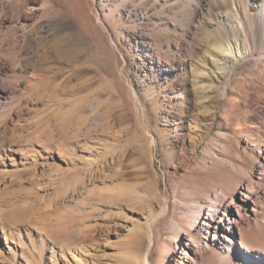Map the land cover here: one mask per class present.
I'll list each match as a JSON object with an SVG mask.
<instances>
[{
    "label": "rangeland",
    "instance_id": "obj_1",
    "mask_svg": "<svg viewBox=\"0 0 264 264\" xmlns=\"http://www.w3.org/2000/svg\"><path fill=\"white\" fill-rule=\"evenodd\" d=\"M219 1L224 13L235 8L236 0ZM238 1L245 7L247 0ZM221 12L213 0H0V123L12 118L0 171L13 179L36 162L38 185L31 189L29 174L24 187L42 202L29 226L0 217V264H136L151 234L156 248L171 238L173 219L188 213L184 202L203 204L252 182L264 201V62L233 79L210 130L195 131L192 118L182 117L180 101H194L179 75L208 39L224 38ZM176 151L187 157L175 164ZM72 162L94 177L76 184L82 175L65 174ZM100 198L95 221L84 224L96 229L86 248L50 237L66 215L85 201L89 211ZM260 222L259 234L243 237L264 250ZM208 238L213 249L228 250L223 239L213 246ZM178 250L163 264H177ZM252 257L264 264V255ZM202 258L200 264H227L210 252ZM152 262L160 263L158 254Z\"/></svg>",
    "mask_w": 264,
    "mask_h": 264
},
{
    "label": "bare ground",
    "instance_id": "obj_2",
    "mask_svg": "<svg viewBox=\"0 0 264 264\" xmlns=\"http://www.w3.org/2000/svg\"><path fill=\"white\" fill-rule=\"evenodd\" d=\"M213 2L222 10V14H219L216 21L223 29V32H221L224 38L213 37L208 39L206 47L195 51V62L180 73L178 82L182 86V90L192 96L194 101L192 106H188L186 101H180L182 117L186 115L192 118L190 127L198 132L202 129L210 130L216 125L218 111L222 101L226 100L232 90L233 79L249 66L253 64L257 66V64L264 62V0H247L245 7H243L244 4L242 6L236 0L235 8L228 13L223 12L227 8V4H222L219 0H213ZM83 73L84 71L80 70L76 75L80 77ZM40 80L36 78V81ZM176 83L174 81L170 88H174ZM135 101H137V104L134 106L138 111L142 105L138 99L135 98ZM11 120L12 118L0 123V136L4 137L0 144H5L10 140L9 132L11 130L9 124ZM110 126H112V123ZM11 135L12 137L15 135L14 130ZM198 135L200 134L198 133ZM200 140L202 139L200 138ZM173 153L175 164L187 157L186 152L176 151ZM2 165L0 164V166ZM69 165V169L65 174L75 173L77 176H83L82 180L76 184L81 183V185H84L87 176H90L91 179L94 177L90 169L77 170L76 164L73 162ZM37 166V163L33 162L32 168L19 174L16 173L18 175L14 174L13 179L8 178L9 173L7 171H0V186L4 185V188L0 187L2 188L0 189V195L4 196L3 201L0 200V203L7 208L4 211L2 210L3 212L0 211L2 223L26 227L37 220V216L42 209L41 198L33 190L26 191L23 179L30 174L31 176L27 182H30L31 189H36L39 182L36 180L38 175L36 173ZM258 167V177L260 180H264V161L260 162ZM75 188H73V193L77 192ZM11 189L14 191L10 192ZM67 190L68 188L63 191V194L67 193ZM232 190L229 187L221 189L209 196L203 204L184 202L188 213L184 214V219L181 218L177 221L173 219L171 238L165 240L159 248H156V238L151 234L148 237L149 250L147 255L141 257V249H138V252L136 250L137 253L134 256L136 264H153L152 258L155 254L159 256V264H163L174 246L179 249L178 253L180 254L179 259H173L177 264H200L199 259H203V255L209 252L214 260L227 264H235L234 259L238 255L240 259H237V264L243 263L244 260L248 263L257 264L258 261L255 262L252 255L259 258L260 255H264V250L261 247L256 248L246 241L243 236L246 233L259 234L262 225L260 220L264 221L263 198L253 182L240 186L239 193H232ZM101 202L102 198L95 203L91 200L90 203L94 206L88 207L89 211H87L86 205H89V203L85 201V207H80L83 209L78 208L79 210L75 211L76 213L73 211L72 214L66 215L54 231L57 235L50 234V237L55 241L59 240L64 247L81 246V248H86V242L92 240V237L95 236L92 233L96 229L84 224L95 221L94 216L99 213L96 206L101 205ZM204 209L207 210L208 217L203 215ZM66 218L68 219L64 220ZM252 219L254 224L251 222ZM186 223L188 224L187 227L185 226ZM204 235L211 237L213 246L223 244V239V242L229 243L228 250L220 252L213 249L207 242L210 238H205ZM238 236H241V238L237 242L239 246L236 247L237 243L234 240ZM135 242L137 249L142 244V240L137 239Z\"/></svg>",
    "mask_w": 264,
    "mask_h": 264
}]
</instances>
